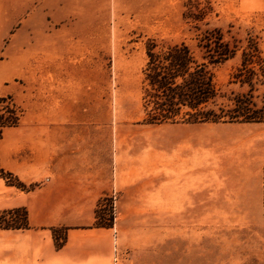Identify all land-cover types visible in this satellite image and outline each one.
<instances>
[{"label":"rangeland","instance_id":"rangeland-1","mask_svg":"<svg viewBox=\"0 0 264 264\" xmlns=\"http://www.w3.org/2000/svg\"><path fill=\"white\" fill-rule=\"evenodd\" d=\"M61 2L0 0V115L9 125L0 166L10 172L16 154L49 146L42 177L0 179V222L20 221L9 210L28 216V199L72 198L62 188L46 191L62 165L56 152L91 149L98 166L107 161L103 171L111 166L112 184L88 192L92 205L65 207L89 219L37 227L28 216L26 230H44L56 247L69 229L109 230L108 264H157L154 247L160 264H264V123L153 125L142 100L148 48L156 54L185 43L201 62L196 45L213 35L234 56L210 69L217 97L207 109L230 112L240 100L264 106V0ZM63 137L80 141L59 143ZM23 231L0 229V264H32L14 257L24 242L5 236Z\"/></svg>","mask_w":264,"mask_h":264},{"label":"crops","instance_id":"crops-1","mask_svg":"<svg viewBox=\"0 0 264 264\" xmlns=\"http://www.w3.org/2000/svg\"><path fill=\"white\" fill-rule=\"evenodd\" d=\"M52 7H58L61 0H50ZM51 7V6H50ZM51 7V8H52ZM85 29L106 28L96 25H84ZM109 28V27H107ZM37 139L38 137H34ZM41 138V139H40ZM39 139L48 142V137H40ZM3 139V138H2ZM0 141V145L2 143ZM86 139L84 138V141ZM79 137H63L59 143L77 142ZM49 146L41 143V146L36 150L24 152L27 156L16 154L11 160V165L8 170L15 174L20 180L25 176H43L49 171ZM19 151V150H18ZM31 153V155H28ZM58 153L57 165L53 167V179L48 180L46 191L50 192L51 188H62L64 193H71L72 198H61L54 196L52 199L33 198L24 201V206L28 209L29 222L31 226L44 227L52 225H76L84 222L83 218L89 219V213H81L79 208H65L66 206L81 207L92 205V198L86 195L90 190L106 188L112 184V171H103L102 164L106 165L107 161L96 160V151L91 149H75V150H60ZM106 154V153H102ZM28 158L32 159L29 163ZM109 164L112 163V155L109 154ZM32 164L34 165L32 167ZM14 165V166H13ZM21 166V167H19ZM33 170V171H32ZM161 176L153 177L154 186H161ZM16 232V231H15ZM22 232V231H21ZM20 235H5L21 242H24L25 249L21 253L14 254V257H19L28 263L32 264H108V260L113 254L111 234L109 230L100 229H69L67 230L66 240L60 247L54 245L52 237L44 230H38L39 233H30V230H24ZM30 240L31 248H28V239ZM182 260L185 261V254L180 253ZM160 264L159 247H154L152 261ZM13 251L10 250V260L12 261Z\"/></svg>","mask_w":264,"mask_h":264},{"label":"trees","instance_id":"trees-1","mask_svg":"<svg viewBox=\"0 0 264 264\" xmlns=\"http://www.w3.org/2000/svg\"><path fill=\"white\" fill-rule=\"evenodd\" d=\"M218 36V35H217ZM200 49L201 62L195 58L194 51L185 43L167 47L160 53L146 50L147 63L144 70L143 109L148 124L176 123H264V106L257 108L246 101H233L230 112L219 114L208 110L217 97L211 68L233 58L234 52L221 38L205 36L196 45ZM250 85V83L247 82ZM5 126L0 115V141ZM0 179H15L12 173L0 166ZM16 180V179H15ZM19 187L24 185L19 183ZM264 219V182H263ZM20 212L18 223L0 222V229L26 230L29 228L25 210L5 211V214ZM2 215V214H0Z\"/></svg>","mask_w":264,"mask_h":264}]
</instances>
